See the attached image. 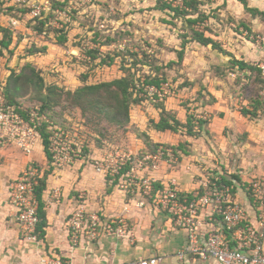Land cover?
Instances as JSON below:
<instances>
[{"label":"crops","instance_id":"obj_1","mask_svg":"<svg viewBox=\"0 0 264 264\" xmlns=\"http://www.w3.org/2000/svg\"><path fill=\"white\" fill-rule=\"evenodd\" d=\"M259 6L264 10L263 1ZM252 30L257 31L263 39V45H255V51H249L253 61L250 62L248 56L233 53L236 59L244 61L247 66L240 67L238 63H232L231 56L224 53L220 56L218 53H212L211 60L206 59L205 66L210 68L199 74L200 79L194 81L195 85L190 84L195 92H208L205 102L198 103L192 98L195 102L190 104H194V107L187 108L183 104V94L180 90L163 102L168 114L183 124L187 122L189 115L193 116L194 134H188L182 126L177 131L155 128L150 121H160L161 109L156 104L143 102L132 106L130 122L123 130V135L117 136L119 138L114 142L125 144L126 148L134 153L151 150L145 136L153 145L183 147L184 149L178 148L180 154L176 163L168 164L162 161L158 169L151 171L158 179L156 185H163L174 179L180 191L191 196L206 190L209 180L219 178V183L231 186L228 198L244 206L246 220L263 234L264 247V205L254 202L248 189L251 180L264 178V21L259 16L253 18ZM42 44L48 45V48L46 55L39 58L44 62L39 66L46 68L48 64L57 65L60 58H54L52 51L57 44H51L49 40L42 41ZM200 46L204 50H213L211 45ZM35 54L38 53L21 59L33 61ZM62 55L61 58L64 57ZM62 61H65V58ZM37 62L33 64L37 66ZM212 65L221 68L231 65L237 74H242L241 84L246 82L248 75L259 76L255 82V93L250 100H244L246 108L238 104V99L232 98L227 82L229 78L213 75ZM84 68L87 67L80 64L74 69L64 65L59 68L62 69L61 77L51 76L49 83L75 89L83 83L79 74ZM98 68H88L83 77L86 76L88 81H91L92 72ZM110 68L111 74L105 75L108 78L113 79L124 74L116 63ZM10 72L11 69L8 70L7 77ZM42 74L44 75L43 72ZM202 76L205 78L201 80ZM45 80L47 82L46 77ZM6 82L7 79L2 85ZM209 96L212 97L211 100ZM244 109L249 111L244 113ZM77 113L82 117L78 108ZM203 116H207V119ZM199 120H203L201 126ZM96 138L94 135L90 140L88 152L71 165L57 166L53 160L50 161L42 140L36 144L30 155L14 147V151L9 150L4 164L0 165V264H41V256L50 252L69 257L74 264H123L154 256L161 258L157 264H219L214 258L203 259L195 253H192L194 256L186 253L181 257L179 253L186 243V230L176 227L172 218L161 210L151 197L143 198L145 203L139 206L140 196L137 189L122 188L118 182L94 169L93 160L105 154L112 144L106 140L103 143V140L99 139L97 143ZM31 161L40 166L43 175L49 171L42 192L47 223L43 226L44 234L38 242L29 241L22 236L14 219L15 209L8 201L9 178H16ZM80 207L86 214L98 212L106 219L125 215L132 227V236H103L76 247L72 246L68 219L70 213ZM125 207L128 208L127 211ZM215 210L214 206H208L203 214L209 217L207 214L213 212L214 224L217 226L220 225L221 219Z\"/></svg>","mask_w":264,"mask_h":264},{"label":"built area","instance_id":"obj_2","mask_svg":"<svg viewBox=\"0 0 264 264\" xmlns=\"http://www.w3.org/2000/svg\"><path fill=\"white\" fill-rule=\"evenodd\" d=\"M58 1L60 0H0L1 25L13 30L14 35L25 19L31 23L48 19L46 25L54 24L61 28L64 24L60 23V18H67L70 8L55 6ZM74 1L69 0L70 3ZM12 12L16 15L14 16ZM1 18L6 19V25L2 23ZM239 30L243 34L249 32L243 26L239 27ZM46 33L43 31L41 35ZM251 37L257 46L263 45V39L259 34ZM123 42L120 46L125 48L126 42ZM81 55L75 56L81 58ZM84 58L89 57L84 55ZM262 71L264 72V66ZM137 86L141 88L140 94L153 103L173 97L177 87L169 79L155 84L148 83L144 77H140ZM23 109L28 111L26 108ZM29 112V118H25L17 107L8 103L0 93L1 145H12L27 155L32 154L36 144L41 140L39 126L45 122L53 129L50 146L55 165H71L82 155L81 145L75 142L74 146L76 140L73 136L76 135H71L54 124L46 114L39 111L38 105ZM203 118L207 119V116ZM87 139L88 135H80L79 141L84 142ZM179 153L168 145H159L154 150L134 153L114 142L109 145L105 154L93 160V167L98 173L118 182L122 188L137 189L140 196L139 206L144 205L143 198L151 197L153 202L172 218L176 227L186 230V243L179 253L181 257L189 252L203 259L214 258L219 264H264L263 234L246 220L244 206L228 198L230 185L219 183V178H214L208 181L206 190L189 196L180 191L176 181L172 179L155 189L158 179L151 171L158 169L162 161L168 164L176 163ZM42 177L40 166L31 161L8 186V201L15 209V222L19 225L22 236L33 242H38L40 238L37 230L40 221L39 201L35 189ZM248 189L253 201L264 205V178L251 180ZM208 206L215 207V212L220 215V225L215 226L213 212L207 214L209 217L203 214ZM127 210L125 207V211ZM68 225L70 241L75 247L103 236L131 237L133 232L125 215L106 219L98 212L86 214L82 207L70 213ZM160 260V257L154 256L123 264H157ZM40 261L41 264H74L71 258L62 257L56 252L42 255Z\"/></svg>","mask_w":264,"mask_h":264},{"label":"rangeland","instance_id":"obj_3","mask_svg":"<svg viewBox=\"0 0 264 264\" xmlns=\"http://www.w3.org/2000/svg\"><path fill=\"white\" fill-rule=\"evenodd\" d=\"M262 1L264 2V0H190L188 11L185 13L183 10L177 11L174 14L168 8H158L159 5L165 7V5L170 4L185 8L184 0L178 1L182 4L176 0H75L72 3L69 0H60L58 3L62 4L63 7H69L70 11L67 18H60V23L64 24L61 28L67 32L58 36L59 43L54 42L56 38L55 29L58 28L56 25L51 24V28L46 34L39 35L32 30L31 21L25 19L16 30V38L11 43L10 50L2 51L0 48V93L2 83L8 79V70L21 69L28 62L32 64L37 62V58L36 68L44 73L47 82L51 76L60 78L62 69L59 68L64 67V65L74 69L78 64L87 67L80 72L79 77L81 78L87 73L88 68L96 69L99 67L97 71L92 72L91 81L94 83L111 80L112 78L105 75L111 74L110 66L113 64L109 66L99 65V56L93 60L88 53V51H101L99 53L101 54L109 51L114 54L120 53L121 56L116 57V65L127 64V67L134 69L136 76H142L150 69L148 65L145 66L146 63H152L154 69L166 67L164 70L166 77L178 85L183 94V104L192 109L194 104L190 103H194L195 100L202 103L208 98V92H195L190 84L194 83L193 85H195L194 81L200 79L199 74L205 73L210 68L209 66L206 67L205 63H207L206 59L211 60L212 53H218L220 56L223 52H235L238 55L248 56L250 62L253 61L249 51H255L256 43L251 35L254 36L259 33L253 32L252 24L253 18L257 16L264 21V10L259 8ZM196 17H198L196 22L188 20ZM1 21L6 25L5 18H1ZM242 26L248 29L247 34H243L239 30V27ZM1 27L0 22V29ZM192 31L204 32L206 36L213 37L221 50L213 47V50L210 48L204 50L200 43L192 40ZM9 34L6 32L5 37ZM64 35H67L65 43ZM1 37H3L2 34H0V41ZM107 37L112 39L111 44L109 46L102 45V43H107ZM45 40H49L51 44H57L52 48L54 58H60L57 65H53L56 63L48 64L46 68L39 66L44 64L39 58L46 55L47 51L35 54L33 61L21 59L30 55L29 51L33 49L34 45L42 47V41ZM123 41L126 42L125 48L120 46L124 43ZM73 48L77 50H73ZM61 54L64 55L65 61H62ZM76 54L78 56L82 54L81 58L75 56ZM180 54H182L181 58L179 57ZM84 55L89 58L85 59ZM215 66H211L213 75L228 77L227 82L232 98L238 99V104L246 108L244 100H250L252 94L255 93V82L258 81L259 76L247 74L246 77L249 78L244 84H241L242 74H237L231 65L224 68ZM203 78L205 76H202L201 80ZM34 97L32 94H28L18 100L22 101L23 106L29 110L34 108L37 103ZM53 99L61 104V107H66L65 113L70 125L74 119L76 122L80 120L84 122L85 119L89 124L94 123L99 131H102V137L113 138L114 135L120 136L124 133L123 130L107 123L104 116L99 120L100 122H96L93 116L97 115L98 112L93 110H89V114L84 119L81 118L78 113L76 114L77 108H72L73 103L70 97L62 95ZM211 99L212 97L209 96V100ZM61 107L58 106V112ZM122 146L126 147L125 144ZM13 149L12 145L0 144V165L4 164V159L10 153L9 150L14 151ZM9 179L8 186L13 178Z\"/></svg>","mask_w":264,"mask_h":264},{"label":"trees","instance_id":"obj_4","mask_svg":"<svg viewBox=\"0 0 264 264\" xmlns=\"http://www.w3.org/2000/svg\"><path fill=\"white\" fill-rule=\"evenodd\" d=\"M185 8L183 6H173V5H159L158 8L161 9H170L171 12L174 14L177 11H182L185 13V11L189 10L190 0H184ZM62 5L58 2L55 3V6ZM182 8V9H180ZM188 8V9H187ZM12 14L15 16L12 12ZM197 18L188 19L191 22H196ZM48 22V19H40L37 20L36 23H32V30L38 34L41 35L43 31H49L51 28V25H46ZM3 30L6 34V32H9V36L5 37L6 35H3ZM56 38L54 39V42L59 43L58 36L62 33H66L67 31H64L63 28H56ZM193 36L192 40L202 44V45H211L214 49H220L219 45H217L216 39L210 36H206L204 32L200 31H192ZM0 34H2L3 37H1L0 41V48L2 51L10 50L11 43H13L14 38L16 35H14V31L11 30L9 27L2 26L0 29ZM64 43L67 41V35H64ZM112 39L110 37H107V43H102V45H110V41ZM48 45H42V47H39L37 45H34L33 49L29 51V54L38 53L41 54L42 52L47 51ZM223 51V50H222ZM221 51V52H222ZM101 52V51H100ZM99 51L93 52L88 51L90 53V58L95 60L99 56V65H111L116 62V57L121 56L120 53L114 54L110 53L109 51L107 53H100ZM182 53V52H178ZM224 54H228L231 56L230 61L232 63H238L240 67L247 66V63L244 61H240L236 59V57L231 52H223ZM182 57V54L179 56ZM122 59V58H121ZM123 60V59H122ZM124 65H120V68L124 72V74L120 77L113 78L111 80L106 81H99V82H92L88 81V78L82 77L83 83L78 86L75 89H68L64 86H61L57 83H49L46 82L44 75L42 74V71L40 69L36 68V66L30 62L26 63L21 69H11V72L8 76L6 84L2 85L1 93L4 95L6 101L12 105H15L17 107V110L20 111L25 118H29V111H31L30 108L28 111H25L23 108L22 101H19L23 96H26L28 94L34 95L37 103L36 105L39 106V111L41 113L46 114L53 122L54 124L58 125L62 129H65L73 136L74 146H76L75 142H78L81 145L82 148V155L86 154L89 149V142L92 139L94 135H96V141L99 143V140H106L108 142L110 140L111 143H114L117 136L114 135L113 138H108L107 136L102 137L101 133L102 131H99V129L95 126V124H89L87 120L84 118L89 114V110H93L95 112H98L97 115L93 116L94 120L96 122H100L102 116H104L107 123H109L112 126H115L117 129L124 130L127 128V125L130 122V110L133 105L143 102H148L151 104H156L161 109V118L160 121L155 123L154 121H150L152 125L160 130H166L170 129L173 131H177L179 127H184L186 132L188 134H194L193 132V116L189 115L188 120L186 123H181L177 118L172 117L168 114V112L165 110L163 102L166 101H160V102H150L148 99L143 97L141 93V88L137 86V81L140 80V77H144L148 83H155L159 84L162 80L169 79L166 77V74L164 73L165 68H157L154 69L152 66V63H146L145 66H149V70L146 71V73L141 75H137L133 71L134 69H130V67H127V64L123 63ZM86 75V74H85ZM170 80V79H169ZM179 90L178 85L176 87V93ZM62 95H65L66 97H70L72 100V108H78L81 112V118L84 119L80 120L79 122H76L75 119L72 121V124H68L69 121L66 116V107H61L62 105L57 103L53 98ZM176 95V94H175ZM174 95V96H175ZM35 105V106H36ZM58 106L61 107L60 111L58 112L57 108ZM249 110H243L244 113H247ZM251 114L256 115L255 112L250 111ZM103 114V115H102ZM80 118V119H81ZM70 120V119H69ZM199 124H203V120H199ZM53 129L49 128V124L43 122L39 126V133L41 135L42 144L44 146V151L48 157V159L51 161L53 158V153L51 151V134ZM80 135H88V139L84 142H80ZM146 138V143L149 145L148 148L151 150L156 149L157 145H153L149 142V140ZM109 139V140H107ZM78 140V141H77ZM95 140V139H94ZM178 148L184 149L181 146H174V149L176 151L180 150ZM180 154V153H179ZM49 171H46L44 173L43 177L40 179L39 184L37 185L35 192L36 196L39 201L38 205V215L40 218V221L37 226V230L39 233V237L43 236V226L47 223L46 219V211H45V203L42 199V192L46 186V177ZM161 186L155 185V189L157 187ZM189 254V252H186ZM184 253V256L185 254ZM192 254V253H191ZM193 255V254H192ZM194 256V255H193Z\"/></svg>","mask_w":264,"mask_h":264}]
</instances>
